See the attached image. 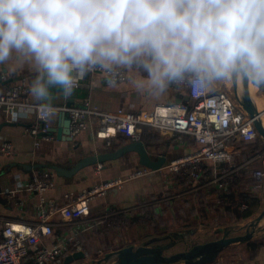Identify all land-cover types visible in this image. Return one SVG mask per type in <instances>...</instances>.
Instances as JSON below:
<instances>
[{"label": "crops", "instance_id": "crops-1", "mask_svg": "<svg viewBox=\"0 0 264 264\" xmlns=\"http://www.w3.org/2000/svg\"><path fill=\"white\" fill-rule=\"evenodd\" d=\"M2 74L6 76L5 80L2 78ZM34 76L35 70L30 63L13 59L0 65V90L12 83L24 81L27 87V95L33 102L65 107L79 105L88 99L92 105L108 112H115L121 107L131 111H149L158 104L188 99L185 89L179 85L171 86L166 93L157 97L137 92L131 87L127 78L118 81L117 85L113 86L100 72H91L79 78V84L71 96L65 97L59 94L58 90H53L49 100L39 101L30 92V85ZM5 81L8 82L4 84ZM242 84V80L237 79L236 89L238 91L242 89ZM248 86L256 106L261 101V106L264 108V85L258 87L248 81ZM216 89L226 90L234 97L233 80L221 83L211 90ZM258 109L261 110L260 106ZM59 114L58 111L52 113V127L58 123ZM39 121L35 111L21 110L14 116L11 110L0 109V172L4 169V172L0 173V227L5 220L25 223H34L38 220L39 197L36 193L20 190L16 196H11L8 191L12 188H21L26 173H33L45 167L34 168L30 171L14 166L7 169L11 162L59 164L68 167L75 162H73L74 158L78 160L86 155L113 150L130 141V138L125 134L110 131V144H108L106 139L96 136L99 124L94 121L90 129L83 130L72 141L59 140L53 133L51 138L39 140L36 145L35 142L39 137L28 132V128ZM5 122H12V124H5ZM159 135L163 140H168L169 143L155 145L151 152L156 153V156H152L148 149L153 158L164 153L168 161L197 147L195 140L189 135H172L170 132ZM122 141L125 142L122 143ZM240 141L237 144L239 149L236 151L234 161L224 164V167L220 168L221 173L229 172L238 166H241L239 170L264 169V141L262 138L259 137L253 142L248 141L247 150L242 148ZM120 142L121 144L118 145ZM4 144L9 145V152L7 153H3L1 150ZM140 167L143 166L139 162L138 154L128 152L118 159L103 162L99 170L96 169L95 164L89 165L72 177L58 176L52 169L48 168L54 173L55 186L47 190L45 196L54 199L56 205L61 207L66 203L65 194H71L75 198L85 188L109 178L118 176L125 178ZM210 169L212 173L207 174L206 171ZM215 174L212 166H205L202 186L194 193L188 192V199L180 197L181 192L170 193L171 190L177 188V184L163 170H150L144 175L127 178L121 188L113 190L107 197L94 199L90 203V212L87 215L73 214L63 218L60 212H56L52 217L53 234L43 238L42 242L50 245L73 234L80 238L86 253L84 252L83 258L72 259L70 262L64 261V264H89L92 260L103 257L107 252L123 246L150 244L159 232L169 230L167 225L158 224L157 232L154 233V229L151 230L148 225L151 221L153 224L154 220L171 219L175 225H169L174 228L170 230H181L187 223L185 222L186 219H188V229L189 227H196L191 232L208 233L210 230L215 231L220 226L244 224L264 208L263 179L260 189L253 188V185L249 189L256 196V205L252 208L250 216L240 221L222 222L215 226L213 223L215 217L212 212H207L214 201L217 205H220L221 201L217 197L219 189L210 182ZM176 190L178 191V189ZM213 199L215 200L213 201ZM19 201L23 202L22 206L18 205ZM105 210L110 213L109 216H107L108 213L101 216ZM147 210L151 217H148ZM220 211L223 216L225 211L223 209ZM118 220L122 224L130 226L128 228L123 225L116 226L115 223ZM211 239L213 238H204L203 241ZM248 242L260 243L256 247L254 256H250L252 248ZM216 262L221 264H264V219L260 223L259 230L250 240L246 243L237 242L228 245L219 254ZM178 263L183 264L182 262Z\"/></svg>", "mask_w": 264, "mask_h": 264}, {"label": "clouds", "instance_id": "clouds-1", "mask_svg": "<svg viewBox=\"0 0 264 264\" xmlns=\"http://www.w3.org/2000/svg\"><path fill=\"white\" fill-rule=\"evenodd\" d=\"M30 63L39 101L100 71L140 93L264 85V0H0V65Z\"/></svg>", "mask_w": 264, "mask_h": 264}, {"label": "built area", "instance_id": "built-area-1", "mask_svg": "<svg viewBox=\"0 0 264 264\" xmlns=\"http://www.w3.org/2000/svg\"><path fill=\"white\" fill-rule=\"evenodd\" d=\"M100 72V71H96ZM104 75V73L100 72ZM105 76V75H104ZM3 80L6 76L2 74ZM107 78V77H106ZM127 74L122 75L118 81L125 80ZM108 79V78H107ZM79 84V79L77 86ZM185 89L188 99L186 101L158 104L153 109L131 111L119 108L115 112H108L84 100L79 105L49 106L33 102L27 95L24 81L15 82L0 90V109H9L14 116L19 111H35L40 121L30 128L33 136L39 140L49 139L52 127L51 116L54 111H67L70 116L69 135L76 136L83 130L90 129L94 121L99 126L96 136L104 138L110 144V131L125 134L130 140H141L142 127L148 125L155 127L163 134L189 135L195 140L197 147L181 156L174 157L165 162L161 170L169 173H179L187 176L188 191H196L202 186L205 166H212L215 170L210 182L219 190L229 187L233 181V174L241 166L229 172H220L224 164L234 161L238 151V141H251L259 134L248 113L223 89L197 91L193 86L180 84ZM8 144L1 148L7 153ZM244 165V164H241ZM102 163L96 164L99 170ZM151 169L143 166L132 171L127 177H113L89 188L83 189L75 198L65 194L66 203L61 207L56 205L54 199L47 198L45 192L55 186L54 173L48 168L37 170L24 175V184L21 188H12L8 191L16 196L18 191L34 192L39 197L38 220L34 223L12 222L5 220L0 227V264H64L68 255L83 250V243L79 237L71 234L50 245L42 239L53 234L52 217L60 212L62 217L74 215H87L90 212V203L98 197H107L113 190L123 186L127 178L138 177L148 173ZM255 183L253 188L260 189L264 179V169L253 171ZM221 202V201H220ZM19 201L18 205L22 206ZM240 208H246L242 203ZM107 210L101 216L107 215ZM108 213L107 216H109ZM116 221V226H121ZM84 253V254H85ZM212 264L217 263L216 260Z\"/></svg>", "mask_w": 264, "mask_h": 264}, {"label": "water", "instance_id": "water-1", "mask_svg": "<svg viewBox=\"0 0 264 264\" xmlns=\"http://www.w3.org/2000/svg\"><path fill=\"white\" fill-rule=\"evenodd\" d=\"M8 81L3 82L6 84ZM237 80H233L235 86L234 99L248 113L253 124L264 140V123L262 114L256 106L254 99L249 90L248 81L242 80V89H236ZM261 87V86H258ZM70 106V105H68ZM12 124V122H5ZM70 116L67 111H61L58 123L51 127L50 134L55 133L59 140H74L69 135ZM128 152H136L139 156V162L151 170H159L167 161L166 154H160L153 158L143 140H130L113 150L102 151L97 154H90L76 160L70 166H62L59 164L35 163L28 164L24 162H11L8 168L20 167L22 170L30 171L34 168L47 167L52 169L58 176L72 177L82 168L89 165H96L111 161L124 156ZM4 169L0 173H3ZM264 219V208L254 218L244 224H230L219 227L215 230L218 235L216 238L196 242L186 249L171 251L177 242L186 241L191 230L180 232L175 231L163 237H156L151 240L150 244L144 243L138 246L127 245L119 249L107 252L103 257L92 260L89 264H172L183 262V264H208L214 262L219 254L230 244L244 242L250 240L260 228V223ZM244 231L243 233H241ZM169 238V241H162ZM83 251H76L72 255H68L65 259L70 262L72 259H80L84 257Z\"/></svg>", "mask_w": 264, "mask_h": 264}, {"label": "trees", "instance_id": "trees-1", "mask_svg": "<svg viewBox=\"0 0 264 264\" xmlns=\"http://www.w3.org/2000/svg\"><path fill=\"white\" fill-rule=\"evenodd\" d=\"M141 140L144 141L147 147L151 145H158L161 143H164V144L169 143L168 140H163L160 137L159 131L157 128L151 127L148 125H143L142 127ZM254 140H251V141L253 142ZM123 142L125 141H122V143ZM247 142L248 141H245V140H241L239 142L244 150L248 149ZM120 144L121 142L118 145ZM255 169L239 170L238 172L232 175L233 181L229 185V187L227 189H224V190L222 189L218 191L219 193L217 197L221 200L220 205L214 208V211H211L212 215L215 218H218V216L220 215L219 213L220 209H223L225 211L224 215L219 217L223 223L240 221L241 219L246 218L251 215L252 208L256 205L255 203L256 196L252 194L249 191V189L256 182L253 176V171ZM207 174H211V169L207 171ZM242 203L246 204V208L243 210L240 208ZM147 214H148V217H151L148 210H147ZM248 243L250 244L252 248L250 252V256H254L256 247L260 243L258 242H248ZM172 264H179V263H172Z\"/></svg>", "mask_w": 264, "mask_h": 264}, {"label": "rangeland", "instance_id": "rangeland-1", "mask_svg": "<svg viewBox=\"0 0 264 264\" xmlns=\"http://www.w3.org/2000/svg\"><path fill=\"white\" fill-rule=\"evenodd\" d=\"M232 97V96H231ZM232 98H234V97H232ZM259 106H260V109L262 110V109H264V108H262L263 106H261L260 104H259ZM159 134H161L160 132H159ZM260 137V136H259ZM261 138V137H260ZM263 140V139H262ZM264 141V140H263ZM155 147V145H151V146H149L148 147V149L150 150V152L151 151H153L154 148ZM185 153H187V152H185ZM185 153H183V154H185ZM156 153H153V152H151V155L153 156H156L155 155ZM183 154H181V155H183ZM181 155H179V156H181ZM79 156V155H78ZM178 157V156H177ZM74 161H76L75 160V158L73 159V162ZM224 167V166H223ZM159 170H161V169H159ZM165 170H163V172H164ZM166 172V171H165ZM207 172V171H206ZM211 173H212V170H211ZM166 174H167V176H169L171 179H174L175 180V182H176V189H178V191L176 190V189H173V191L171 190L170 191V193L171 194H176V193H182L181 194V196L180 197H183L184 199H188V192L190 193V191H188L189 189V187L190 186H188V180H187V176H181L179 173H167L166 172ZM162 177H164L163 175H162ZM204 178V177H203ZM166 180H168V179H166ZM202 182H203V180H202ZM196 191H198V189L196 190ZM192 193H194L195 191H191ZM215 199H213V201H214ZM211 204V203H210ZM218 205L215 203V201H214V203L213 204H211V208H209L208 210H207V212L208 213H211V211H214V208H216ZM184 208V207H183ZM187 210V209H186ZM219 213H220V215L218 216V218H215V220H214V225L215 226H217V225H220L221 223H222V221H221V219L219 218V217H221L222 215H221V211L219 210ZM252 218H254V217H252ZM251 218V219H252ZM185 220V219H184ZM185 222H187L186 223V225L181 229V230H170V229H174V228H172V227H170L171 226V224H173L172 222H171V219H166L165 221L164 220H156V221H154V223L152 224V221L151 222H149L148 223V225H149V227H150V229L151 230H153L154 229V233H156L157 231H156V228H157V225L158 224H161V225H167V229H169L168 231H164V230H162L161 232H159V234L157 235V237H163V236H166V235H168V234H170L171 232H175V231H180V232H185V231H188V230H195V226L194 227H189V229H188V219H186V221ZM246 223V222H245ZM121 225H123V226H125V228L127 227H129L130 225H127V224H121ZM170 225V226H169ZM173 225H175V224H173ZM226 226V225H225ZM220 227H222V226H220ZM219 228V227H218ZM216 230V229H215ZM244 231H242L241 233H243ZM257 232V231H256ZM256 234V233H255ZM218 235H220V234H218L217 232H215V231H209L208 233H198V232H190V234H189V236H187L188 238L186 239V241L184 242H182V241H178L177 242V244L171 249V250H169L168 252H171V251H177V250H182V249H186V248H188L190 245H192V244H194V243H196V242H202L203 241V239L204 238H216ZM162 241H164V242H166V241H169V238H164V239H162ZM248 241V240H247ZM247 241H244L245 243L247 242ZM240 248V247H239ZM239 250H241V249H239ZM183 263V262H182ZM221 264V263H220Z\"/></svg>", "mask_w": 264, "mask_h": 264}, {"label": "bare ground", "instance_id": "bare-ground-1", "mask_svg": "<svg viewBox=\"0 0 264 264\" xmlns=\"http://www.w3.org/2000/svg\"><path fill=\"white\" fill-rule=\"evenodd\" d=\"M258 97V96H257ZM258 103V102H257ZM259 104L261 105V101L257 104V106L259 107ZM264 109H262V110H260V112L261 111H263ZM262 120H263V123H264V113L262 114Z\"/></svg>", "mask_w": 264, "mask_h": 264}]
</instances>
